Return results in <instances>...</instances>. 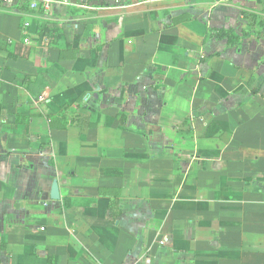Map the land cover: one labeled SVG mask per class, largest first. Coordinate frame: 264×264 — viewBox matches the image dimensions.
Returning a JSON list of instances; mask_svg holds the SVG:
<instances>
[{
	"label": "crops",
	"instance_id": "crops-1",
	"mask_svg": "<svg viewBox=\"0 0 264 264\" xmlns=\"http://www.w3.org/2000/svg\"><path fill=\"white\" fill-rule=\"evenodd\" d=\"M0 264H264V0H0Z\"/></svg>",
	"mask_w": 264,
	"mask_h": 264
},
{
	"label": "trees",
	"instance_id": "trees-1",
	"mask_svg": "<svg viewBox=\"0 0 264 264\" xmlns=\"http://www.w3.org/2000/svg\"><path fill=\"white\" fill-rule=\"evenodd\" d=\"M216 39H226L227 43L232 42V40L234 39V37H231L230 32H225L222 30H218L216 35H215Z\"/></svg>",
	"mask_w": 264,
	"mask_h": 264
},
{
	"label": "water",
	"instance_id": "water-1",
	"mask_svg": "<svg viewBox=\"0 0 264 264\" xmlns=\"http://www.w3.org/2000/svg\"><path fill=\"white\" fill-rule=\"evenodd\" d=\"M50 199L51 200H58L59 199L58 188H57L56 181H54L52 183L51 191H50Z\"/></svg>",
	"mask_w": 264,
	"mask_h": 264
},
{
	"label": "built area",
	"instance_id": "built-area-1",
	"mask_svg": "<svg viewBox=\"0 0 264 264\" xmlns=\"http://www.w3.org/2000/svg\"><path fill=\"white\" fill-rule=\"evenodd\" d=\"M2 1H4V0H2ZM83 1H87V0H83ZM31 7H32V8H35V7H36V4H32ZM44 7L47 8V7H48V3H46V4L44 5Z\"/></svg>",
	"mask_w": 264,
	"mask_h": 264
}]
</instances>
